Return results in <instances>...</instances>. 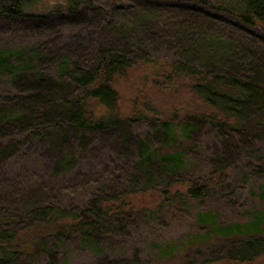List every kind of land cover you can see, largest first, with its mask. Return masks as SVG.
I'll return each mask as SVG.
<instances>
[{
    "label": "trees",
    "instance_id": "trees-1",
    "mask_svg": "<svg viewBox=\"0 0 264 264\" xmlns=\"http://www.w3.org/2000/svg\"><path fill=\"white\" fill-rule=\"evenodd\" d=\"M78 26L87 43L54 49ZM138 64L156 87L186 84L203 109L160 118L135 104L125 116L114 83ZM206 137L218 144L202 166L190 152ZM262 141L264 0H0V264H59L74 246L100 255L124 245L118 237L155 220L139 214V193L155 191L160 212L182 217ZM242 174L264 176V162ZM215 216L198 223L239 238L226 260L262 256L264 215L227 226ZM179 250L163 244L160 255Z\"/></svg>",
    "mask_w": 264,
    "mask_h": 264
},
{
    "label": "rangeland",
    "instance_id": "rangeland-1",
    "mask_svg": "<svg viewBox=\"0 0 264 264\" xmlns=\"http://www.w3.org/2000/svg\"><path fill=\"white\" fill-rule=\"evenodd\" d=\"M42 8L39 7V11L43 10ZM87 32V29H82L80 26L66 31L63 37L62 34L58 37L54 49L74 48L78 44L83 46L82 43H87L85 39ZM114 87L119 94V107L125 116L132 112L135 104L145 109L150 108L149 111L160 115V118H169L173 114L184 116L203 109L197 96L186 84H179L175 89L156 87L151 79L149 67L139 66V64L129 69L124 76L119 77ZM135 128L139 136H143L148 130L146 125ZM216 144H218L216 139L206 137L201 140L202 148L199 147L197 152L190 153L194 160L204 166L214 157ZM249 160L250 163H248ZM249 160H241L240 157L233 159L230 169L234 167L237 172L234 175L231 174L233 177L227 182V186L204 204L190 203L192 206L182 217L180 214H176L177 217H171L176 212L168 207L160 212L158 210L160 200L155 191L139 193L136 197L139 214L145 210H152L156 213L155 220L146 227L139 226L138 233L131 231V236L118 237L117 240L125 242L124 245L111 246L114 249H107L104 254L98 255L85 247L74 246L65 252L67 258L61 259L59 264H242L226 260L222 253L224 248H228L231 242H238L239 238L212 237L209 233L210 224L198 223V214L202 212L215 214V221L219 226L245 224L258 215H264V197L261 194L264 176L249 174V177L242 174V171L244 172L252 165L264 162V141L258 143L255 154L252 153ZM23 163L25 162L22 160ZM85 164L86 162L83 161L81 167ZM17 165H20V162ZM238 172L240 175L237 174ZM135 220L137 219L132 221ZM261 227L264 235V220ZM191 240L203 241L193 244ZM171 243L177 245L180 250L174 254L161 256L160 249L163 244ZM26 264L47 263L39 258L37 261L29 260ZM243 264H264V253L256 261Z\"/></svg>",
    "mask_w": 264,
    "mask_h": 264
}]
</instances>
